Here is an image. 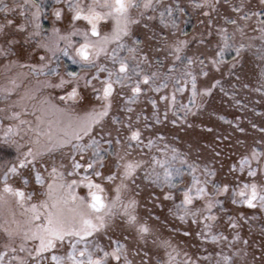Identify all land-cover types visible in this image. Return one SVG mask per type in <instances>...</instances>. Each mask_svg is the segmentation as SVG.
I'll return each instance as SVG.
<instances>
[{"label": "snow or ice", "instance_id": "obj_1", "mask_svg": "<svg viewBox=\"0 0 264 264\" xmlns=\"http://www.w3.org/2000/svg\"><path fill=\"white\" fill-rule=\"evenodd\" d=\"M0 264H264V0H0Z\"/></svg>", "mask_w": 264, "mask_h": 264}, {"label": "trees", "instance_id": "obj_2", "mask_svg": "<svg viewBox=\"0 0 264 264\" xmlns=\"http://www.w3.org/2000/svg\"><path fill=\"white\" fill-rule=\"evenodd\" d=\"M257 98H258L257 96H252V97H251V99H257ZM217 106H218V105H217ZM257 108H258V110H259V106H257ZM226 111H227V113H228L229 118H232V117H231V113L234 112V111H236V110H235V109H227ZM257 227H259V225H257Z\"/></svg>", "mask_w": 264, "mask_h": 264}]
</instances>
